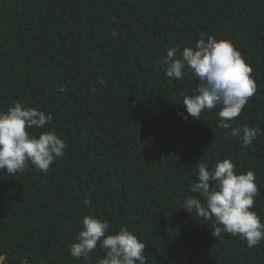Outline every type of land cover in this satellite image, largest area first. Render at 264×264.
Instances as JSON below:
<instances>
[{
  "label": "trees",
  "instance_id": "1",
  "mask_svg": "<svg viewBox=\"0 0 264 264\" xmlns=\"http://www.w3.org/2000/svg\"><path fill=\"white\" fill-rule=\"evenodd\" d=\"M208 36L252 67L257 92L235 121L264 130V0H0V111L20 101L51 113L30 131L67 145L47 173L0 170L2 264H98L99 243L87 259L70 255L84 216L107 220L106 234L127 226L147 264H264V241L214 237L213 221L185 208L189 197L203 203L191 192L198 164L229 159L255 173L252 210L264 223V132L243 147L219 127V108L185 121L177 113L187 115L195 78L155 64Z\"/></svg>",
  "mask_w": 264,
  "mask_h": 264
},
{
  "label": "clouds",
  "instance_id": "2",
  "mask_svg": "<svg viewBox=\"0 0 264 264\" xmlns=\"http://www.w3.org/2000/svg\"><path fill=\"white\" fill-rule=\"evenodd\" d=\"M111 35L115 37L119 33L113 30ZM177 52L176 47H169L163 57L155 60L167 77L181 80L191 75L197 82L194 92L183 96L182 105L187 115L177 114L185 121L189 115L200 120L202 113L219 108V127L227 130L225 135L241 139L243 147L250 146L264 130L241 127L235 121L257 92L253 69L240 51L229 40L208 36L207 40L199 39L194 47H185L179 57ZM99 83L104 81L101 79ZM59 90L64 91L63 87ZM52 120L51 113L26 107L20 101L6 112L0 111V170L15 175L29 170L32 165L47 173L52 164L65 155L67 145L55 132L42 131L37 136L30 130L43 129ZM235 168L229 159L219 161L212 170L207 163H199L198 182L192 185L191 192L202 196L203 203L189 197L185 208L192 213L194 209L205 221H213L214 237L224 232L246 240L251 248L264 241V223L252 210L259 188L253 171L237 174ZM82 203L91 206L88 197L83 198ZM81 223L76 242L70 247L72 257L87 259L99 243L104 256L98 264H147L144 255L147 245L127 226L106 234L110 229L107 220L84 216ZM2 260L0 258V264Z\"/></svg>",
  "mask_w": 264,
  "mask_h": 264
},
{
  "label": "water",
  "instance_id": "3",
  "mask_svg": "<svg viewBox=\"0 0 264 264\" xmlns=\"http://www.w3.org/2000/svg\"><path fill=\"white\" fill-rule=\"evenodd\" d=\"M5 257V255L1 256V258H3L2 263L5 261Z\"/></svg>",
  "mask_w": 264,
  "mask_h": 264
}]
</instances>
